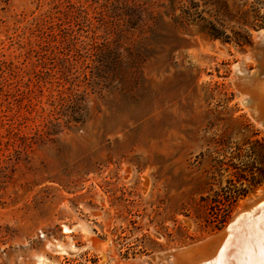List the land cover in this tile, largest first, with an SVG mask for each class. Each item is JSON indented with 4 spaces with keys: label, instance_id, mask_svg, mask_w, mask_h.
I'll list each match as a JSON object with an SVG mask.
<instances>
[{
    "label": "rangeland",
    "instance_id": "1",
    "mask_svg": "<svg viewBox=\"0 0 264 264\" xmlns=\"http://www.w3.org/2000/svg\"><path fill=\"white\" fill-rule=\"evenodd\" d=\"M263 35L264 0H0V264H167L260 196Z\"/></svg>",
    "mask_w": 264,
    "mask_h": 264
},
{
    "label": "bare ground",
    "instance_id": "2",
    "mask_svg": "<svg viewBox=\"0 0 264 264\" xmlns=\"http://www.w3.org/2000/svg\"><path fill=\"white\" fill-rule=\"evenodd\" d=\"M254 48L258 49V54L260 56L259 60L261 65L264 67V35L262 39H259V41L256 42ZM236 72L240 75L238 78L243 81V83H241L242 85L251 83L253 87V89L249 87V91L251 93H248L247 91L250 95L247 104L251 107L256 102L260 108L257 106L255 109H264V81H262L259 85V91L261 92L259 93L255 90L258 85H256V87L254 85L256 82H259L257 77L255 78V76L246 75L244 71L238 67ZM239 79L237 82L240 81ZM246 89H248V87ZM254 112L251 113L254 114ZM258 112L259 111L256 113L257 115L255 114L256 118H258ZM263 192L264 188H261L259 190V194L261 195ZM246 203L247 202H243L239 206V211ZM172 256V252L165 254L167 264L171 263ZM203 261L204 262L196 264H264V207L256 213H250L244 217L236 218L234 224L230 228V231L227 233L223 249H221V251L212 259Z\"/></svg>",
    "mask_w": 264,
    "mask_h": 264
},
{
    "label": "water",
    "instance_id": "3",
    "mask_svg": "<svg viewBox=\"0 0 264 264\" xmlns=\"http://www.w3.org/2000/svg\"><path fill=\"white\" fill-rule=\"evenodd\" d=\"M264 70L257 66L255 70H253L250 75L251 76H261L264 74ZM259 82H256L254 85H258L255 90L259 93V85L262 81H264V77H259ZM258 83V84H257ZM264 109L262 108V111ZM262 125L264 126V119L262 121ZM264 192L256 197L255 199L247 202L241 207L240 211L234 212L227 223L218 231L205 238L204 240L191 244L189 246L177 249L172 252V260L170 264H196L200 262H204L203 260L212 259L215 257L221 249H223L225 240L227 238V233L230 231L231 226L234 224L235 219L238 217H244L250 213H256L260 211L261 208L264 207ZM262 204V205H261ZM136 264H143L141 262H136Z\"/></svg>",
    "mask_w": 264,
    "mask_h": 264
},
{
    "label": "trees",
    "instance_id": "4",
    "mask_svg": "<svg viewBox=\"0 0 264 264\" xmlns=\"http://www.w3.org/2000/svg\"><path fill=\"white\" fill-rule=\"evenodd\" d=\"M172 3H173V2H172ZM172 3H171V4H172Z\"/></svg>",
    "mask_w": 264,
    "mask_h": 264
}]
</instances>
